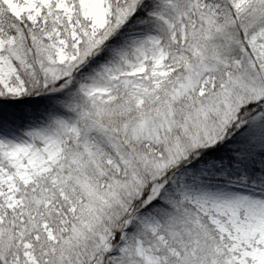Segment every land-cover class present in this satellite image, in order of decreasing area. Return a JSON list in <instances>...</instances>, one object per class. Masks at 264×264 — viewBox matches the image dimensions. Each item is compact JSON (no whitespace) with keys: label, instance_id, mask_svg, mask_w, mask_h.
Instances as JSON below:
<instances>
[{"label":"snow or ice","instance_id":"snow-or-ice-1","mask_svg":"<svg viewBox=\"0 0 264 264\" xmlns=\"http://www.w3.org/2000/svg\"><path fill=\"white\" fill-rule=\"evenodd\" d=\"M0 264H264V0H0Z\"/></svg>","mask_w":264,"mask_h":264}]
</instances>
